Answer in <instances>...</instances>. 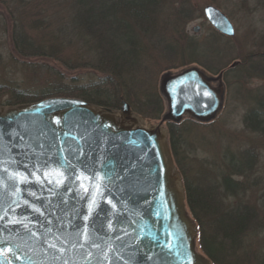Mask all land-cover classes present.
<instances>
[{
	"label": "water",
	"instance_id": "1",
	"mask_svg": "<svg viewBox=\"0 0 264 264\" xmlns=\"http://www.w3.org/2000/svg\"><path fill=\"white\" fill-rule=\"evenodd\" d=\"M203 14L234 35L220 9ZM160 90L167 112L156 124L126 101L0 105V264H212L197 247L163 122L209 120L225 85L192 67L163 74Z\"/></svg>",
	"mask_w": 264,
	"mask_h": 264
},
{
	"label": "trees",
	"instance_id": "2",
	"mask_svg": "<svg viewBox=\"0 0 264 264\" xmlns=\"http://www.w3.org/2000/svg\"><path fill=\"white\" fill-rule=\"evenodd\" d=\"M69 1L64 27L68 26L71 31L68 28L62 31L58 26L56 31L46 34L43 31L35 38L25 32L21 20L16 22L17 31H12L16 53L30 60L32 57L50 60L54 65L28 61L24 70L42 72L46 77H41V81H30L33 77L12 80L10 85L0 82V105H18L51 97H76L95 105L119 108L126 101L146 119L160 121L164 107L156 85L146 83V86L137 78L138 81H134V75L135 70L137 73L141 70L140 64L155 57L154 51L143 44L140 32L145 35L154 13L163 12L164 0ZM46 22L48 27L51 26L50 21ZM175 32L184 39L183 45L178 47L175 42L176 45L165 50L161 58L166 57L170 62L166 66L160 65L162 70L193 63L213 73L219 69L227 72L225 64L220 68L212 66L214 51L206 54L200 49L201 44L183 31ZM46 38H59L64 43L77 45L78 50L66 57L56 55L53 46L45 43ZM191 50L193 54L189 53ZM243 60L247 62L248 57ZM257 68L260 73L255 75H263L264 64L258 62ZM245 74L251 76L253 73L247 70ZM3 96L8 99L2 101ZM257 100L244 113L243 121L251 131L264 133V96ZM179 122L166 120L165 125L172 155L182 176L186 205L198 227L200 250L213 264H264V255L256 254L249 260L253 253L245 250L250 246L247 237L259 223L258 210L242 201L236 205L225 203L227 191L237 194L244 190L243 181H236L233 176H246L254 167L255 158L248 150L240 152L234 165L225 164L224 172L217 174L210 184L205 175L192 174L187 161L189 156L183 146L185 131L195 129L197 123L191 121L187 128L181 127ZM231 185L236 191H232Z\"/></svg>",
	"mask_w": 264,
	"mask_h": 264
},
{
	"label": "rangeland",
	"instance_id": "3",
	"mask_svg": "<svg viewBox=\"0 0 264 264\" xmlns=\"http://www.w3.org/2000/svg\"><path fill=\"white\" fill-rule=\"evenodd\" d=\"M70 4L69 0H0V82L10 85L12 80L20 81L33 77L29 80L41 81L40 79L46 77L42 72L30 73L24 70V64L31 60L37 64L54 63L38 57H32L30 60L18 55L12 43V31H17L18 20H21L25 32L34 35L35 38L43 31L44 34L56 31L58 26L62 31L67 28L71 31L68 26L64 27ZM208 4L214 5L227 16L234 27V35H223L209 24L203 14V8ZM162 6L163 12L154 13L146 34L140 32L143 44L154 51L155 57L153 60L151 58L146 60L143 65L140 64L141 70L138 73L135 70L134 81L139 80L146 86V83L156 85L163 101L164 116L167 112V101L160 91V79L163 74H174L192 67L199 68L207 76L217 77L221 74L225 90L220 109L207 121L184 115L179 122L181 127L188 128L191 121H195L197 125L195 129L185 131L186 141L183 146L189 156L187 161L192 174L205 175L210 184H213L217 174L224 172L225 164L229 167L234 165L240 152L244 150L251 152L255 158L254 167L246 176H233L234 180L243 181L244 190H239L237 194L227 191L225 203L236 205L242 201L258 210L259 223L247 237L250 246L245 250L253 253L248 257L249 260L255 258L256 254L263 256L264 133L247 128L243 115L259 97L264 96V74L255 75L260 73L257 71V63L264 64V0H164ZM46 21H50L51 26L48 27ZM194 26H199V30L194 31ZM175 31H183L189 38L197 41L201 44L200 49L206 54L214 51L215 63L212 66L220 68L225 64L227 72L219 69L213 73L193 63L162 70L160 65L166 66L170 62L166 57L162 60L165 50L170 45H176L175 42L179 44L178 47L183 45L184 39ZM45 43L53 46L56 55L64 57L74 55L78 50L77 45L64 43L59 38L56 40L46 38ZM189 53L193 54V51ZM245 57H248L247 62L243 60ZM157 58L160 61L157 62ZM247 70L253 74L246 75ZM136 78L138 80H135ZM7 99V96L1 97L2 101ZM130 108L132 109L131 105ZM138 115L146 124L157 123ZM231 187L232 191H236L233 185ZM196 243L200 250L198 240Z\"/></svg>",
	"mask_w": 264,
	"mask_h": 264
},
{
	"label": "flooded vegetation",
	"instance_id": "4",
	"mask_svg": "<svg viewBox=\"0 0 264 264\" xmlns=\"http://www.w3.org/2000/svg\"><path fill=\"white\" fill-rule=\"evenodd\" d=\"M161 91V90H160ZM163 96H165V95H163Z\"/></svg>",
	"mask_w": 264,
	"mask_h": 264
}]
</instances>
